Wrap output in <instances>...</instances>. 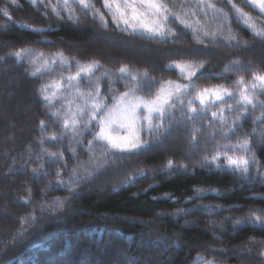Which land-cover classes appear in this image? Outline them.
<instances>
[{
  "label": "trees",
  "instance_id": "obj_1",
  "mask_svg": "<svg viewBox=\"0 0 264 264\" xmlns=\"http://www.w3.org/2000/svg\"><path fill=\"white\" fill-rule=\"evenodd\" d=\"M93 2L104 10L103 0ZM164 2L174 5L171 8L174 15L169 17L166 25L175 35H170L166 41L146 33H133L122 24L117 28L110 17H106L109 21L107 28L94 23L90 16L83 15H80L79 24L73 25L66 20L57 21L50 7L45 14L44 3L0 0V10L8 11L11 16L9 20L0 12V57H5V60H0V65H10L19 72L20 78L17 88L19 97L0 98V138L12 135L5 119L6 116L12 117L22 96L24 98L28 92L33 101L32 109L25 115L28 118L23 135L14 140L13 145L8 144L9 141L3 145L6 158L1 164L0 179L4 182L12 179L9 182L12 207L11 214L4 215L0 220V264H114L117 258L122 264H132L133 260H139L140 264L264 262V227L243 223L235 229L233 227L237 219L245 216L261 215L264 219L258 211L264 209V185L244 181L239 175L227 172L210 174L201 168L199 160L203 156L215 155L217 145L229 142L219 135V121H213L208 114H202L204 119L198 116L187 127L176 129L153 154L147 157L126 156L122 164L109 170L108 176L77 189L83 195L67 205L66 213L58 218L49 219L45 215L42 224L35 229H30L28 233L22 230V219L32 215L41 217L39 209L42 204L69 195L57 186L58 181H68L73 169L81 174L85 167L91 170L89 156L95 154L96 148L94 145L92 149H80L76 159H73V153L68 150L72 133L64 134L60 120L52 115L50 106L42 102L38 95L46 74L31 76L27 64L14 56L7 58L8 53H15L23 46L35 45L44 51H61L66 56H73L76 61H98V69L90 75L92 83L100 85L104 94L111 85L113 96L154 82L152 95L143 91L135 93L146 99L153 97L165 82L191 83L193 87L183 96L185 104L201 88L218 84L232 88L242 77L248 80L253 73L264 74V36L257 35L264 34V13L253 4L245 3V0H231V4L226 0ZM55 3L56 0H52V4ZM208 4L213 7H207ZM232 4L245 15L239 17ZM191 12L193 16L187 15ZM176 16L190 27L177 21ZM190 17L201 23L204 33L193 25ZM21 24L27 27L20 28ZM37 27L43 28V32L30 30ZM92 33L111 39L117 47L92 42ZM197 37L201 42H197ZM67 42L76 43L77 48L70 47ZM98 50L102 53L94 52ZM124 65L144 72L146 77L138 85H133L127 78L114 79L107 75L96 79L102 71H116ZM177 65L185 67L184 75H181ZM191 66H195L197 75L189 81L185 77L192 70ZM7 72L5 70L4 74ZM259 97L264 101V95ZM112 103L114 101L109 100V107ZM175 114L180 117L179 110ZM255 114L260 115L259 109ZM19 117L20 120L25 118ZM252 119L251 116L241 118L242 128L237 132L241 138L243 133L255 127ZM193 128L199 129L195 144L191 143ZM53 136L60 139L54 140ZM142 137L149 138L146 133H142ZM92 139V135L84 137L85 146ZM235 140L234 136L231 142ZM72 147L77 145L73 143ZM42 149L45 151L42 152ZM253 151L257 160L264 164V147L253 148ZM51 153H61L63 160L52 162ZM168 159L187 164L189 173L194 174L168 179L157 175L153 180L150 178L153 172L148 171L147 176L138 179L134 186L112 193L113 187L134 172L141 168L159 171ZM219 163L225 162L221 160ZM10 165L13 170H8ZM33 169L37 172L34 173ZM255 169L256 165H253V175ZM260 171L264 173V167ZM149 185L157 186L149 188ZM145 189L148 191L145 192ZM197 189L204 190L203 194L196 193ZM166 194H172L173 198L153 200V197ZM193 205L207 207H197L189 215H167L179 208L192 209ZM217 206H222L224 210H218ZM250 209L257 211L250 212ZM160 213L165 215H158ZM225 217L231 219L225 221Z\"/></svg>",
  "mask_w": 264,
  "mask_h": 264
},
{
  "label": "snow or ice",
  "instance_id": "obj_2",
  "mask_svg": "<svg viewBox=\"0 0 264 264\" xmlns=\"http://www.w3.org/2000/svg\"><path fill=\"white\" fill-rule=\"evenodd\" d=\"M32 3H44L45 14H47L49 7L53 16L57 21H67L73 25H78L80 21V15L90 16L94 23H99L102 27L107 28L109 21L106 17L111 18V23L116 25L117 28L120 25L126 26L127 29H131L133 33L148 34L150 37H159L161 40H167L168 37L174 36L170 29H167L166 22L169 17L174 13L171 8L174 5L165 3L164 0H123V3H119V0H103V11L96 6L93 0H56L55 4H52V0H31ZM231 4V0H226ZM256 4L259 3L260 10L264 12V0H245V3ZM207 7H213L208 4ZM232 8L235 9L236 14L239 17H243L245 14L241 12L240 8L232 4ZM4 17L11 20L10 13L6 10H0ZM175 19L184 24L185 27H190L183 20H180L179 16ZM20 28L27 27L24 24L19 25ZM48 27H51L49 23ZM35 33H42L43 28L30 29ZM195 32L196 30L193 29ZM231 32L232 30L229 29ZM207 35V34H205ZM257 35L264 36V34L257 33ZM43 42V41H42ZM173 42H176L173 40ZM197 42H201L197 37ZM195 51V50H193ZM15 57L18 61L27 60L28 63L35 67V71L31 73V76L35 77L37 73L43 75L47 70L49 73L52 69L49 65H56L59 61V66L62 70H66L69 66L68 59L64 56L63 52H57L51 55L50 58H45L44 53H35L32 49H22L15 53H8L7 58ZM0 60H5V57H0ZM42 62V63H41ZM79 70L75 75L69 74L66 77L68 83L62 85L59 81H53L52 83L44 84L38 89V95L42 102L51 104L54 95H48V91L52 88L65 90L76 89V97L82 101L78 104L71 116L72 134L70 138L68 150L73 153V159H76L78 150L80 149H92L95 145L96 152L89 156L91 163V170L87 167L84 168L81 174L76 169H73L68 181L60 179L57 186L66 190L69 195L63 199L56 197L48 204H42L40 207L41 217L38 218L35 215L30 216L28 219H22V230L24 233H28L30 229H35L37 225L42 224L43 216H47L49 219L58 218L60 215L66 213L67 205H71L76 201L82 192L77 189L84 185H91L100 180L101 177L109 175L110 169L117 168L122 164L126 156H149L153 154L154 150L160 148V146L173 134V132L181 126L187 127L198 116L204 119L202 113L205 111V105L208 103H226L225 98H230L234 103L227 104L226 108H221L219 112H212L213 121L219 117L220 131L219 135L227 143L217 145L216 154L209 157L203 156L199 160V164L203 170L208 173L217 174H231L233 176L239 175L244 181L251 183H260L264 185V173L260 171L261 167H264L260 161L257 160L256 153L253 148L264 147V101L257 99V94L264 95V75L253 73L252 82L249 84L243 77L235 83L240 86L237 90L230 91L226 87L205 88L195 94V96L189 98L185 104L183 96L186 92L190 91L193 87L189 84H174L173 82H165L162 84L159 91L155 93L154 98L147 100L135 93L137 91L146 92L148 95H152V83L141 84L138 87L129 89L122 93L118 98L111 95L114 89L109 85L108 91L103 96L101 90L96 87L94 93L89 91L87 93L80 91V85L72 82L77 81L82 76H87L93 72V70L99 67V62L94 61L84 66H79ZM180 69L181 75L185 74V67L177 65ZM192 70L187 73L186 77L191 81L192 77L197 75L195 66H191ZM200 67H203L201 65ZM119 73L131 75V80L136 82L138 76L131 74L127 67H121ZM63 79V77H61ZM117 77V79H121ZM92 81L89 78L86 87H91ZM109 100L114 101L111 107H109ZM199 101V109L194 107L196 101ZM91 101V103H89ZM72 103V101H69ZM235 109H241L236 112ZM251 109V111H249ZM259 109L260 115H256V111ZM180 111V117L176 116V111ZM231 112L234 114V119L229 122L228 118L224 115L225 112ZM142 113V114H141ZM53 116H58V113H52ZM251 116L253 125L251 131L245 132L241 136L237 135L239 129L242 128L241 118ZM156 121H159L158 123ZM43 125L44 122L41 121ZM211 126V125H210ZM123 128L125 129L124 135H113V129ZM257 127L260 131L257 132ZM69 128V120H64V134H66ZM99 129L96 131V129ZM142 133H146L149 137L145 139L142 137ZM191 143L195 144L199 129H192ZM92 135L93 139L87 141V146L83 142V138ZM236 137L235 142H231L232 137ZM215 137H213L214 139ZM249 138H253L250 139ZM52 139H60V137L53 136ZM41 139V143H43ZM77 145L76 148L72 147V144ZM45 151L42 149V152ZM234 153L235 155H230ZM52 162L63 160L61 153H53ZM223 160L225 163H219ZM27 163V161L25 162ZM256 165L255 175H253L252 166ZM67 166L65 162V167ZM148 171L153 172L151 179L155 180L157 175L164 176L166 179L192 175L189 173L187 164L177 163L174 159H168L166 163L157 171L155 168L147 169L141 168L139 171L134 172L133 175L128 176L121 183L112 188V193L125 189L128 186H134L138 179H143L147 176ZM36 173L37 170L33 169ZM59 176V173H57ZM157 185H149V188ZM51 188V185L48 186ZM90 190V189H88ZM145 192L148 189L144 190ZM202 189H197L196 193L203 194ZM213 191H216L213 189ZM134 196L136 194H133ZM172 194H166L163 197H153V200L167 199L171 200ZM189 199H192L190 197ZM179 203V199L176 201ZM206 208L207 206L193 205L192 209L179 208L173 213H168L172 217H179L181 215H189L194 209ZM218 210L222 209V206H217ZM251 211H257L250 209ZM264 215V209L258 210ZM158 215H165L160 213ZM231 217H225V221L230 220ZM215 226V222H212ZM251 224L264 227V219L261 215L245 216L242 219H237L233 225L234 229L240 224ZM167 243V241H165ZM173 247H180V245H170ZM119 256V254H118ZM114 264H122V261L117 258ZM132 264H140L139 260H133ZM210 264V262H209ZM264 264V262H262Z\"/></svg>",
  "mask_w": 264,
  "mask_h": 264
},
{
  "label": "rangeland",
  "instance_id": "obj_3",
  "mask_svg": "<svg viewBox=\"0 0 264 264\" xmlns=\"http://www.w3.org/2000/svg\"><path fill=\"white\" fill-rule=\"evenodd\" d=\"M119 3L122 4L123 0H119ZM253 5L255 7H257L259 9V11H261L260 7H259V3L253 4ZM187 15L193 16L192 12L188 13ZM190 19H191L190 21L193 23V25L196 28L200 29L202 31V33H204V29L202 28L201 23L199 21H197V19L194 17H190ZM0 26H2L1 23H0ZM90 39L92 42L97 41L98 43L100 42L103 45L108 46V47H112V48L117 47L111 39L104 37V36L98 37V35L95 33H92ZM67 44L70 47L77 48L76 47L77 45L74 42H67ZM121 48H123V47H120V49ZM22 49H32L35 53H44L45 58H50L52 54L57 53V52H61V51H44V50L40 49V47L35 46V45L25 46V47L23 46V47L18 48L16 51H19ZM94 52L102 53V51H100V50L94 51ZM64 56L69 61V66L67 67V69L62 70L61 67L59 66V61H57L56 65H49V67L52 69V71L50 73L47 70L44 71V73L46 75L44 78L45 81L42 85L52 83L53 81H59L62 85H66L68 83V81L66 80V77L69 74L75 75V73L79 70L77 62H79V66H84V65H87V64L95 61V60H89V61L86 60V61L81 62V61H76L73 56H71V57L66 56V54H64ZM24 62L27 64L30 73L34 72L35 67L39 66V65L32 66L28 63L27 60H24ZM151 64H152V62H151ZM121 67H125V65L121 66ZM121 67H119L118 70H116V71H106V70L102 71V73H100L98 76H96V79H98L102 75H107V76H110L114 79H116L118 76H120V77L122 76L123 78H127V80L131 81L133 85H138L139 81L146 77V74L144 72H141V71H138V70H135L133 68L126 66L131 74H135L138 76V80L136 82H133L131 80V75L119 73V69ZM97 69H98V67L95 68L92 73L87 74V76H82V78H79L77 81H74L72 83L80 85L79 90L82 92H85V93H87L89 91H92L94 93L95 88L99 87L101 90V95L103 96L104 93L102 92L101 86L98 84L92 83L90 88L89 87L84 88V87H86L84 85L87 84V80L90 78V75L94 74V72ZM5 70H7L8 72L4 74ZM2 75H3V77L0 80V81H2V85L0 84V98H2L4 96L11 97V98H15L17 96V98H18L19 95H17V93H18L17 88L20 86L19 85L20 84L19 83V81H20L19 72L17 70L12 69V67L10 65L1 64L0 65V76H2ZM260 75H264V74H260ZM61 77H63V79ZM252 78H253V76L248 80H245V79L244 80L250 84L252 82ZM90 79L92 81L93 78H90ZM218 86L219 87H225V86L219 85V84L218 85H211V86L201 88L197 92H199L205 88L212 89V88H216ZM238 87H240V86L235 84V86L232 88H229V87H226V88H228L230 91L235 92ZM54 93H55V95L51 101V104H48L47 102L46 103L50 106L52 113H58V116H56V117H58V119L60 120L62 131L64 130V120L68 119L69 120V128L67 129L66 133H72V127L70 124L72 111H74L76 106L78 104L82 103V101H80L76 97V89L75 88H73L71 90H65L64 88H60V89L52 88L48 91L47 94L53 95ZM122 93H119L115 97L118 98ZM195 94H194V96H195ZM259 95L260 94L258 93L257 99L260 100ZM153 98H154V96L150 97V98H146V99L150 100ZM225 100H226V103H215V104L208 103V104H206L205 105V111L202 114L203 115L208 114L212 118V115H211L212 112H219V110L221 108H226L227 104L234 103V101L230 98H225ZM69 101H72V103H69ZM89 103H91V101H89ZM32 106H33V101H32L31 94L27 92V94L25 95L24 98L22 96V101L17 102V104L15 106V111H13V113H12V117L6 116L7 119H5V121H6V124L8 126V130H10L13 133H12V135H8V136L4 134L5 139L0 138V175L2 174L1 164L5 161V158H6L3 145L5 144V141H7L6 143H8V141H9L8 144L13 145L14 140L19 139L23 135L24 130H25L24 129L25 128L24 123L28 118L25 115L27 114L28 111H30L32 109ZM193 106L197 107L199 109V107H200L199 101L197 100ZM235 111L239 112V111H241V109H235ZM20 115L24 116L26 119L24 118L23 120H20V117H19ZM224 115L228 118L229 122H231L234 119V114L231 112L226 111L224 113ZM19 120H20V123H19ZM216 120L219 121V117H217ZM98 130L99 129L97 128L96 131H98ZM112 134L113 135H116V134L124 135L125 129L114 127ZM188 147H190V146H188ZM230 155H235V154L231 153ZM8 170H13L12 165H10ZM3 174H4V172H3ZM11 180L12 179H10V181ZM10 181L4 182L2 179H0V220L2 219V217H4V215H10L11 214L10 209L12 206L10 203L11 202V196H10L11 194H10V189H9V182ZM0 229H1V227H0ZM158 244H161V243L159 242Z\"/></svg>",
  "mask_w": 264,
  "mask_h": 264
}]
</instances>
